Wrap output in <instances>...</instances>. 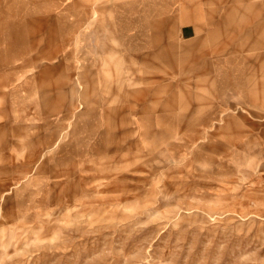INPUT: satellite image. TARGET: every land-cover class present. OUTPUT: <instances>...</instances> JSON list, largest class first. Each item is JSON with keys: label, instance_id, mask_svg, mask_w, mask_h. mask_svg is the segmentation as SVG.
Returning <instances> with one entry per match:
<instances>
[{"label": "rangeland", "instance_id": "1", "mask_svg": "<svg viewBox=\"0 0 264 264\" xmlns=\"http://www.w3.org/2000/svg\"><path fill=\"white\" fill-rule=\"evenodd\" d=\"M0 264H264V0H0Z\"/></svg>", "mask_w": 264, "mask_h": 264}, {"label": "crops", "instance_id": "2", "mask_svg": "<svg viewBox=\"0 0 264 264\" xmlns=\"http://www.w3.org/2000/svg\"><path fill=\"white\" fill-rule=\"evenodd\" d=\"M188 32H190V27H188V26H185L184 28H183V36L184 37H189V34H188Z\"/></svg>", "mask_w": 264, "mask_h": 264}]
</instances>
